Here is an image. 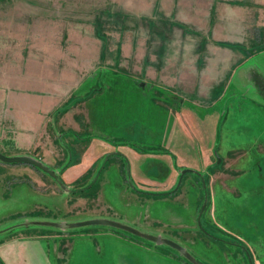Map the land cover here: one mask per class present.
<instances>
[{
  "label": "rangeland",
  "instance_id": "374dc122",
  "mask_svg": "<svg viewBox=\"0 0 264 264\" xmlns=\"http://www.w3.org/2000/svg\"><path fill=\"white\" fill-rule=\"evenodd\" d=\"M0 151V264H264V0H0Z\"/></svg>",
  "mask_w": 264,
  "mask_h": 264
},
{
  "label": "water",
  "instance_id": "95a60500",
  "mask_svg": "<svg viewBox=\"0 0 264 264\" xmlns=\"http://www.w3.org/2000/svg\"><path fill=\"white\" fill-rule=\"evenodd\" d=\"M0 160L4 161L5 163H10V162H18V163H23V162H31L32 164H39L37 162V160L33 159L31 156L29 155H23V156H19V155H5V153H3L2 151H0ZM36 223H41V224H47V225H60V227L65 228V227H78L79 225H91V223H99V224H105V223H109V224H113V226H120L125 228L128 231H133L138 233L140 236L142 237H146L149 239H152V241H156V242H166V244L168 245H174V247H176L179 252L183 253V255L187 256L188 259H190L191 261H193V263L197 264V262L195 261V259L193 258V256L183 247L181 246L178 242L174 241V240H169V239H165V237H161V236H152V234H148V233H143V232H139L138 229H134V228H129L128 226H126V224H123L121 222H114L112 219H108V218H104V219H100V218H93L91 220H84V221H79L78 223H73V222H65V223H60V222H56V221H52V222H47V220L44 221H38ZM199 264V263H198Z\"/></svg>",
  "mask_w": 264,
  "mask_h": 264
},
{
  "label": "crops",
  "instance_id": "0c3cea01",
  "mask_svg": "<svg viewBox=\"0 0 264 264\" xmlns=\"http://www.w3.org/2000/svg\"><path fill=\"white\" fill-rule=\"evenodd\" d=\"M166 106H167V105H166ZM166 106H162L163 109H166L167 111H169V112L171 113V115L174 117V121H175V123L179 124V125L182 127V124H181V123H183V119H182V116H181L182 112H179V113L176 112V113H175V112H173V111H171V110H168V108H167ZM192 117H193V116H192ZM192 117H191V118H192ZM183 118H184V117H183ZM186 123H187V122H186ZM187 126H188V125H187ZM183 128H184V127H183ZM184 131H186V133H188L187 130L184 129ZM159 183H160V181H159ZM161 183H162V185H164V186L166 187V186H168L171 182H170L169 184L164 183V182H161ZM118 234H120V233H118ZM118 234H117V235H118ZM121 234H122V233H121ZM119 236H121V235H119ZM122 236H125V235L122 234Z\"/></svg>",
  "mask_w": 264,
  "mask_h": 264
},
{
  "label": "trees",
  "instance_id": "16d2710c",
  "mask_svg": "<svg viewBox=\"0 0 264 264\" xmlns=\"http://www.w3.org/2000/svg\"><path fill=\"white\" fill-rule=\"evenodd\" d=\"M65 109H66V104H65V106L61 107V109L58 110V113H61V112L64 111ZM88 188H89V187H88ZM88 188H87V189H88Z\"/></svg>",
  "mask_w": 264,
  "mask_h": 264
}]
</instances>
